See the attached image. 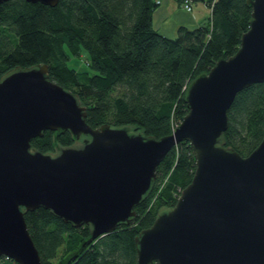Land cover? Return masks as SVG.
<instances>
[{
    "label": "water",
    "instance_id": "1",
    "mask_svg": "<svg viewBox=\"0 0 264 264\" xmlns=\"http://www.w3.org/2000/svg\"><path fill=\"white\" fill-rule=\"evenodd\" d=\"M245 2L250 18L238 47L189 80L186 111L160 137L128 125L91 126L85 105L48 78L46 63L0 77V255L41 264L23 216L38 206L73 226L89 224L71 256L127 223L158 162L184 139L194 157L191 178L135 235L136 264H264V130L245 155L221 139L235 93L264 80V0ZM46 129L53 141L68 131L76 142L34 149L30 139Z\"/></svg>",
    "mask_w": 264,
    "mask_h": 264
},
{
    "label": "trees",
    "instance_id": "2",
    "mask_svg": "<svg viewBox=\"0 0 264 264\" xmlns=\"http://www.w3.org/2000/svg\"><path fill=\"white\" fill-rule=\"evenodd\" d=\"M180 5L182 0H174ZM200 1L209 13L197 25L177 24L166 36L153 26L157 0H57L0 2V77L15 67L46 63L49 79L85 105L91 126H134L160 137L172 131L186 111L184 90L194 76L219 57L232 54L248 27L245 0ZM86 53L87 69L69 65ZM264 130V80L238 90L227 109L221 139L241 155L259 142ZM46 129L30 139L42 152L75 143L68 131ZM194 157L189 143H175L155 167L147 192L127 223L85 242L90 226H73L38 206L23 213L41 264H136L134 237L158 210L174 204L190 180ZM60 250V254L58 251ZM0 264H18L0 255ZM151 264H156L154 261Z\"/></svg>",
    "mask_w": 264,
    "mask_h": 264
},
{
    "label": "rangeland",
    "instance_id": "3",
    "mask_svg": "<svg viewBox=\"0 0 264 264\" xmlns=\"http://www.w3.org/2000/svg\"><path fill=\"white\" fill-rule=\"evenodd\" d=\"M191 5H192V9L185 10L180 5H177L176 3L175 4L171 3V5L169 4L167 11L170 10V17H168L166 19V22H165L166 29L159 27V28H157L158 31L161 34H164L166 36H173L175 34L176 25L177 24H183L179 20L183 17L185 18V16H186V18H189V16L193 17L197 7H199V6L203 7V9L205 10V14L208 12L207 7L204 4H202L200 1L191 2ZM158 6H159V4L157 5V7ZM192 26H194V25H192ZM192 26H188V27H192ZM85 57H86V53L84 50H82L80 55L70 56V58L68 60V64L75 66L78 69H87L88 70ZM58 254H60V250L58 251Z\"/></svg>",
    "mask_w": 264,
    "mask_h": 264
},
{
    "label": "crops",
    "instance_id": "4",
    "mask_svg": "<svg viewBox=\"0 0 264 264\" xmlns=\"http://www.w3.org/2000/svg\"><path fill=\"white\" fill-rule=\"evenodd\" d=\"M171 3L175 4L176 2L174 0H158L159 6L155 8L152 13V22L155 28L162 27L163 29H166L165 22L166 19L170 17V10L167 11V9L168 5H171ZM208 13L209 11L205 14V10L203 9V7L199 6L197 7L193 17L189 16V18H186L185 16V18L183 17L179 21L186 26L197 25L207 17Z\"/></svg>",
    "mask_w": 264,
    "mask_h": 264
},
{
    "label": "built area",
    "instance_id": "5",
    "mask_svg": "<svg viewBox=\"0 0 264 264\" xmlns=\"http://www.w3.org/2000/svg\"><path fill=\"white\" fill-rule=\"evenodd\" d=\"M158 1V0H157ZM180 6L185 9V10H190L191 9V0H182L180 2ZM177 125V123L174 124V126H172V128H174ZM180 191V190H179ZM179 193V192H178ZM178 195V194H177Z\"/></svg>",
    "mask_w": 264,
    "mask_h": 264
}]
</instances>
